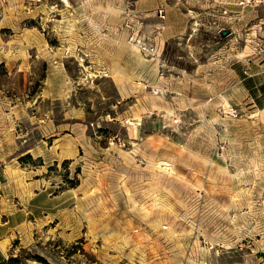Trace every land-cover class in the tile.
Segmentation results:
<instances>
[{
	"label": "rangeland",
	"instance_id": "1",
	"mask_svg": "<svg viewBox=\"0 0 264 264\" xmlns=\"http://www.w3.org/2000/svg\"><path fill=\"white\" fill-rule=\"evenodd\" d=\"M258 109L264 0H0V264H264Z\"/></svg>",
	"mask_w": 264,
	"mask_h": 264
},
{
	"label": "bare ground",
	"instance_id": "2",
	"mask_svg": "<svg viewBox=\"0 0 264 264\" xmlns=\"http://www.w3.org/2000/svg\"><path fill=\"white\" fill-rule=\"evenodd\" d=\"M66 3H68L67 1H65ZM110 5V4H109ZM113 6V5H112ZM106 9V8H105ZM171 9V8H170ZM107 10V9H106ZM109 11H111V13L113 12L114 13V16L116 15V16H118V14H119V9L118 8H114V7H109V9H108ZM167 10H169V9H167ZM169 12V11H168ZM167 12V13H168ZM184 20H183V18H181L180 20H178L177 22H175V21H172V20H170V19H167V21H166V24L165 25H163L161 28H162V40H165V39H168V38H170L171 37V35L173 34V33H176V31H183L184 30V28H185V25H184V23L185 22H183ZM125 46L124 45H122L121 47H120V50L122 49V48H124ZM120 55H121V53L120 52H118V54H117V56L116 57H114L113 58V60H112V65H111V69H110V74L112 75V77L113 76H116V75H122V72H121V69H120V67H118V59L120 58ZM125 76V75H124ZM128 77V76H127ZM130 77H128V79H129ZM131 79V78H130ZM133 85V84H132ZM135 87H136V89H138V90H143V88H144V85L142 84V83H136L135 84ZM133 88H134V85H133ZM213 106H215V105H213ZM152 107H159L158 105H157V103H155V102H153L152 103ZM141 109H143V108H141ZM258 115L259 114H264V109H258ZM135 115H137V114H135ZM169 165H171V164H169ZM167 163H162V164H160L159 165V167H160V169L163 171V172H166V173H170V174H176V171H175V169L173 168V167H170ZM157 205H159V206H161L163 209H166V210H168V211H172L173 210V206H172V204L167 200V198L166 197H162V198H159V199H157ZM143 211V210H142ZM149 213V211L148 210H144V214L145 215H147ZM157 226H160V224L158 223L157 224ZM166 228V227H165ZM166 231H165V233L166 234H169V235H171L172 234V232L169 230V229H165ZM7 244H8V241H7V239H5V240H2V241H0V248L3 250V251H5L6 250V246H7ZM134 264V263H133Z\"/></svg>",
	"mask_w": 264,
	"mask_h": 264
},
{
	"label": "water",
	"instance_id": "3",
	"mask_svg": "<svg viewBox=\"0 0 264 264\" xmlns=\"http://www.w3.org/2000/svg\"><path fill=\"white\" fill-rule=\"evenodd\" d=\"M222 34L225 35L226 33L223 32Z\"/></svg>",
	"mask_w": 264,
	"mask_h": 264
}]
</instances>
